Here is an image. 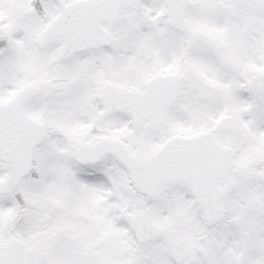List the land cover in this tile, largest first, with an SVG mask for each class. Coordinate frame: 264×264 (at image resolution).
Wrapping results in <instances>:
<instances>
[{
  "label": "snow or ice",
  "instance_id": "1",
  "mask_svg": "<svg viewBox=\"0 0 264 264\" xmlns=\"http://www.w3.org/2000/svg\"><path fill=\"white\" fill-rule=\"evenodd\" d=\"M0 264H264V0H0Z\"/></svg>",
  "mask_w": 264,
  "mask_h": 264
}]
</instances>
